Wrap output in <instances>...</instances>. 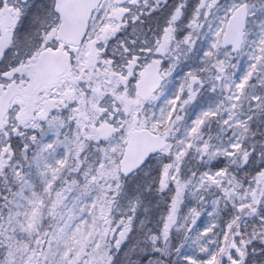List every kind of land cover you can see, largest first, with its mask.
Returning a JSON list of instances; mask_svg holds the SVG:
<instances>
[{
	"label": "snow or ice",
	"instance_id": "6c2138e0",
	"mask_svg": "<svg viewBox=\"0 0 264 264\" xmlns=\"http://www.w3.org/2000/svg\"><path fill=\"white\" fill-rule=\"evenodd\" d=\"M0 264H264V0H0Z\"/></svg>",
	"mask_w": 264,
	"mask_h": 264
}]
</instances>
